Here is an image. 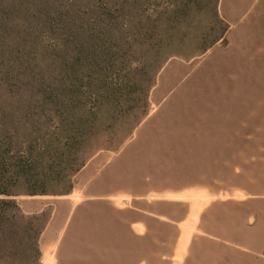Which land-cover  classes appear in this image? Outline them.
<instances>
[{
	"label": "rangeland",
	"instance_id": "rangeland-1",
	"mask_svg": "<svg viewBox=\"0 0 264 264\" xmlns=\"http://www.w3.org/2000/svg\"><path fill=\"white\" fill-rule=\"evenodd\" d=\"M217 1L0 0V264H37L45 231L69 255L149 264L198 219H249L240 181L183 180L191 149L170 120L201 102L181 76L223 43ZM246 90L264 105V84Z\"/></svg>",
	"mask_w": 264,
	"mask_h": 264
},
{
	"label": "crops",
	"instance_id": "crops-1",
	"mask_svg": "<svg viewBox=\"0 0 264 264\" xmlns=\"http://www.w3.org/2000/svg\"><path fill=\"white\" fill-rule=\"evenodd\" d=\"M216 9L226 25L223 43L211 45L204 59L181 76L186 89L189 81H195L197 90L192 94L201 102L192 110L184 108L180 119L172 115L169 119L178 121L176 132L181 135L176 145L191 149L185 161L191 169L183 180L203 188H211L216 181H240L236 188L251 202L239 209L246 210L249 219H198L193 227L203 228L202 234L159 237L155 243L165 248L149 264H264V199H258L264 196V140H249V132L264 131V105L248 107L246 90L248 84H264V0H218ZM249 61L260 74L257 82L249 81ZM255 99L264 100V92L256 93ZM150 136L154 137L153 132ZM49 233L45 231L39 239L37 264H120L113 253L69 255L62 251L63 237ZM130 240L153 243L149 235Z\"/></svg>",
	"mask_w": 264,
	"mask_h": 264
},
{
	"label": "trees",
	"instance_id": "trees-1",
	"mask_svg": "<svg viewBox=\"0 0 264 264\" xmlns=\"http://www.w3.org/2000/svg\"><path fill=\"white\" fill-rule=\"evenodd\" d=\"M2 193H4V192H2ZM0 203H2V204H3V203H8V201H6V200H2V199H1V200H0Z\"/></svg>",
	"mask_w": 264,
	"mask_h": 264
}]
</instances>
